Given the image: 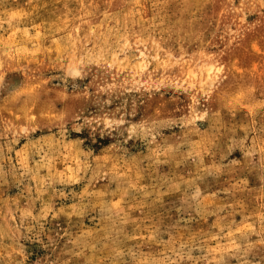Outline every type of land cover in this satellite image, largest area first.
<instances>
[{
    "label": "rangeland",
    "instance_id": "rangeland-1",
    "mask_svg": "<svg viewBox=\"0 0 264 264\" xmlns=\"http://www.w3.org/2000/svg\"><path fill=\"white\" fill-rule=\"evenodd\" d=\"M0 264H264V0H0Z\"/></svg>",
    "mask_w": 264,
    "mask_h": 264
}]
</instances>
